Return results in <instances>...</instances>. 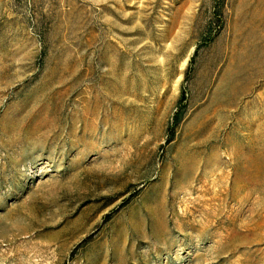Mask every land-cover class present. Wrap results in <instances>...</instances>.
I'll use <instances>...</instances> for the list:
<instances>
[{
  "label": "rangeland",
  "instance_id": "rangeland-1",
  "mask_svg": "<svg viewBox=\"0 0 264 264\" xmlns=\"http://www.w3.org/2000/svg\"><path fill=\"white\" fill-rule=\"evenodd\" d=\"M0 264H264V0H0Z\"/></svg>",
  "mask_w": 264,
  "mask_h": 264
}]
</instances>
